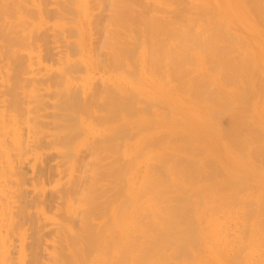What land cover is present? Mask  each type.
Returning a JSON list of instances; mask_svg holds the SVG:
<instances>
[{
    "label": "rangeland",
    "instance_id": "rangeland-1",
    "mask_svg": "<svg viewBox=\"0 0 264 264\" xmlns=\"http://www.w3.org/2000/svg\"><path fill=\"white\" fill-rule=\"evenodd\" d=\"M46 1H47V4L45 6V8H46V14H45L46 15V21H49V23H53V22L57 23V22H61V21L63 22L66 20L67 29L64 31L59 30L57 33L55 31V34H54L53 30L51 28L46 27V25L44 27L40 28V35H39L40 40L39 41L41 44V48H40V60H41V62L39 63L37 61H30L29 53H28L29 50L25 49L24 46L20 45V44L16 45L17 50L14 54H11L9 57H7L6 54H4V55L1 54V56H0V118L2 117V120H0V140L4 141L3 146L6 149V153L3 151H2V153L0 152V167L4 168L3 174L2 173L0 174V211L3 210V206L5 207L7 205V203H8V206L11 207V209L13 211L12 225H10V219L8 220V218L5 215L0 214V229H1L0 236L2 235V237H4L7 240L6 244L8 245L7 246L8 249L5 252H3L2 247H0V264H57L56 261H59V260L60 261L58 262V264H62V263L63 264H65V263H67V264H80V263L81 264L82 263L83 264H91L92 260L94 261L96 259V257L101 255L102 251H98V252L96 251L95 252L94 248H91V247H90V249L92 251H90V252H92L93 254L92 255L89 254L90 252L88 250H87V252L85 251L86 252L85 253L83 250L85 248L88 249L89 246H87V247L85 246L84 248H82L85 244L83 246L82 245L79 246V244H78V247H80L79 250L81 251L83 249L81 251V255L83 256V252H84V254H85L84 256H86V258L84 256H83L84 258L83 257L81 258L80 251H78L77 254H79L81 259L79 258V256L77 254H74L75 255V257H74V255H72L70 253L71 250L67 248V244H66L67 242L64 241L63 239L61 241V237H59V235H57V233H56V231L59 230V226L62 228L69 226L73 229V231H80V227H79L80 226V223H79L80 222V219H79L80 213H79V211H77V210H79L78 209L79 205L77 206V204H79L78 203L79 199H78V201L76 200L77 202H75V203H74V201L76 199V196L75 197L73 196L74 201H71V199H70V201H71L70 204L72 205V203H73V205L71 207L75 211L73 213V217L75 219L72 217V214H71V217H69L70 215L68 216V214H67V216H68L67 217V216H65L66 215L65 211H63L62 209H60L61 211L60 210L58 211V207H59L58 205L61 204L60 203L61 199H59V190L61 188H64V186L66 187L67 184L69 185V183H72V181H73L72 185L74 184L73 186L77 185V183H74V182L79 180V176H81L82 174H87V177H89L90 175L92 176L94 173H96L98 171L100 172V170H99V163L100 162H102V164L106 163V166L108 167L106 172H108V173L105 172V170H106V168H105V170L104 169L103 170L106 173V175L104 174L103 177H102V175H100V177H101L100 180L102 179V181L99 180V183L101 185H102V183H104L102 186L105 187V192H104V190H102L103 195H102V197L98 196V199L100 201V203H99L100 207H103V208L99 207L100 211L96 210V212L94 213V214H101V215H99L100 218L97 217L98 215L97 216L95 215L94 217H92V220H91L92 224L91 225H93V228L94 227L97 228L98 226H100V227L104 226V228L102 227V229L104 230L105 228L108 229L111 226V224H112L111 222L113 220V216L110 212L112 209L111 207L113 205L111 202L113 201L116 203L119 200H123V198L127 197L126 194H128V197H129V189L128 188L130 187V182L134 179H135L134 180L135 182L133 183V185L135 184L134 189L139 190L138 186H139V181L141 179V174H143L149 168L148 171H149V174H151V175H149L150 176L149 177V180H150L149 185H151V186L154 185L156 181H157L156 183H160L159 186L157 184H155L154 186H152L153 188H151V186L149 187V191H150L149 197L152 196L157 200V198L159 196H163V197H159V199L157 201L154 198H152V199H154L155 202H157V204L158 203L161 204V202H159V201H162V198H164L163 201H165V202L164 203L162 202V207L164 204L166 205L169 203V205H166L167 208L169 207L168 209H170L172 206L177 205V202H183L184 203L186 201L184 204L187 207L184 205L183 208L178 207L179 209H175V211H174V208H176V207H174V208L172 207L173 209H170V211L172 210L171 213L173 214V216H171V214H169V216L173 217V218H170V217L169 218L173 221V223L171 220L167 219L171 225L173 224V227H172L173 230L175 229V231H176V228H174V227H176V225H178L177 230H179V231L182 230L181 232H183L182 235L180 237H178L181 234V232L179 233L178 231H176L178 233L176 234V232H175L173 237L171 238V245H169V246L167 245L168 248H167V246L165 248L163 247V249H162L163 251L159 252V254L165 253V255L169 256V261L171 262L170 264H172L173 262H174L173 264H175L176 261H179L180 264H182V263L183 264H194V263L195 264H212V263L213 264H223V263H225V261L227 262V264H232L235 261H237V262H235L234 264H237L238 262L240 264L241 263H244V264H250V263L251 264L252 263L264 264V262H263L264 254H263V256L260 254V252L263 253L262 251L264 250V247H263L264 246L263 245L264 244V208H262V206H264V199H263V197H264V30H263L264 21H262V20L260 21V18H259V20H257V16H259L258 14L253 15V13H257L255 6H254V9L252 7L253 5H255L253 3V0H240L241 3L239 1H236V0H206L205 2H207V3H204L203 0H184V1L182 0L183 2L181 0H179V2L175 1V0H172V1L170 0L169 3L172 2L171 4H169L166 0H162V2H160L161 0H154V2H153V0L151 1L153 3V4L152 3L151 4H152V7L154 9L151 10L152 7H150V11L152 13H154V12L156 13V11L158 10L157 11L158 13L161 12L160 15H158V13H156L158 16L163 15L162 12L164 13V11H165V9H163V7H164L163 5H166V7L168 9H170L169 7H171V8L172 7L178 8L179 7L177 9L178 14H181V12L184 10H186V12L189 11V13L191 14L192 11L194 12L196 9L197 10L201 9V11L198 10L199 13L201 12V14H200L201 18L200 19L198 18V19L199 20L203 19L202 18L203 16H205L204 18L207 17V19H203L200 21V22H203L202 25H204L206 23L208 26L211 22H213L214 24L212 23L211 25L216 26V24H218L219 28H217V30L219 29V31H222V32H223L222 29L224 27L226 28V25H228L227 26L228 29L226 28V30H228L230 33L227 34V36H226V33H224V34L221 33L222 35H220V36L221 37L224 36L223 37V39H224L225 36H226V38H228V35L231 34L230 36H231L232 40L230 39V37H229V39L225 40L226 43L224 42V40H223V42H222V40H220L219 45L224 43L222 45L228 48L227 53H229V57H228L229 61H231V63H234V64H240L239 65L241 67L240 70H242V72L240 70H238L236 72L235 71L236 69L233 70V68H232L231 70L233 72L232 71L229 72L226 76L227 78L224 76L223 81H221V83H222L221 84L220 82L219 83L214 82V79L216 78V76L218 74L217 71H219V70L217 69V71L215 72L214 63L215 62L218 63V62L215 61L214 59L210 60L211 57L208 58L209 61L207 59H205V62H204V60H202V61L194 62L195 64H193V65L190 64V68L194 67V69L192 68V70H190L188 72L189 74L187 75V78L190 77V75H191V77L192 76L195 77L196 75L198 77V75H199L200 77L198 79L201 80V82H204L206 80L207 82H213L214 83V84L212 83L213 85L208 83V84H210L209 85L210 87L214 88V89H212V91L213 90L215 91L218 86H220V89L221 88L227 89L224 91V93H226V94H223V93L221 94L219 91H221L222 89L221 90L217 89L218 91L216 90L215 92H217L218 95H222V96H220V98L215 97L212 100V99H210V98H212V96L210 95V92L208 93V91H211V89L208 86L209 89H207V91H205L203 89V93L205 91L206 94L208 93L210 96V98L205 101V99L209 97L208 95H205V93L204 94L202 93V96H201V94H199V96H198V95H196V93H194L192 91H187L184 89L183 90L185 91L186 95H184L185 93L183 90H182L183 92L180 91V93H179V91H178V93H175L176 89L173 86H174V83L177 82V80L175 79L174 74L172 72L173 71V69H171L172 67L167 68V66H166V68L169 69V71H171L169 76H171V78H172L171 79L172 81H169V83H168L169 87L171 86V88H169L168 85H167V87L169 88V91H170V89L171 90L175 89V90H173L172 94L169 93V91H168L169 94L167 93L165 97L167 98L168 97L167 95H170L169 96L170 99L174 95H176L175 96L176 98L180 97L181 98L180 99L181 107L185 108V113L182 111L180 112V110H179L177 115L179 116L181 114L180 115L181 117L179 118L177 116V118L174 117V119H172L171 116H168V115H170L169 111H168L170 109L168 108L167 104L169 102H172V100H169V97L167 100L164 97L165 98V101H164L163 100L164 98L162 96V98H160L161 101H159V99H157L158 97L156 98L155 96H159L160 94L156 95V93H158V92H155V91H157V90L154 91V89H151L153 91L152 93L155 92V94L153 95L152 98L155 97L158 100V101H155L154 100L155 98H154V99H152L154 101H151V100H149V99H151V97L150 98L147 97V94H146L147 92L146 91L143 92L144 89H140V90H142V92L140 90H138L139 88L135 89V90H138L139 92H141L140 93L141 95H140L138 91H137L138 92L137 93L134 90V88L136 86L132 85L130 87V85H129V84H132L128 80V78L131 79V77H128V76L129 75L133 76L132 71H134V70H131V69H134L133 66H131V65L135 64L133 62L134 61L139 62V60H140V62H142V59L146 56V53H149L147 55L151 56V50H150V48H149L150 46L148 44L143 43V46H141V48L145 49V50H142L141 48H140L141 51H139L140 49L138 50L140 53L139 58H141L143 56L141 59H139V58L137 59L136 57H138V56H135V58L137 60L134 57L133 58L131 57L132 58L131 59L130 56H132V54L133 55H135V54L129 52L130 53V56H129L130 60L128 58H125V61L122 60L124 62L123 66L114 65L115 67H113V65H112V67H111V65H110V67L106 68V66H109L106 64H109V63H106L105 59H106V61L108 59H110V57L108 58L107 56H109V54H110L109 49L112 48L111 47L112 44L111 45L109 44V40L111 42H113L111 39L115 38V37H111L113 35L110 36V34L113 31V30H111L113 28L112 26H115L110 21V18H109V17H111L110 16L111 12H113L112 0H81V1H79V0H46ZM142 1H145V0H142ZM155 1L157 4H154ZM163 1H165L167 3L163 2ZM173 2H174V4H173ZM149 4H150V2H149ZM206 4H207L208 8L206 7ZM224 4H226V5L223 6ZM233 4H234V6L231 7V5H233ZM235 4H236V6H235ZM60 5L68 8L69 11H68L66 17L61 18V16H60L61 12L58 9V6H60ZM154 5H155V7L161 6L159 8L160 11H159V9L156 10ZM134 6H135V4H134ZM184 6H186L188 8L186 9ZM166 7H164V8H166ZM167 8H166V10H167ZM173 8L170 10V12L168 10V13L172 12L174 15L175 13L173 11L175 9L173 10ZM180 8H183V9H181V11H180L179 10ZM153 10H156V11L153 12ZM190 10H192V11L190 12ZM197 10L195 11L196 14H197ZM203 10H204V13L206 12L207 16L204 13H202ZM219 10H220V12H219ZM221 11H222V13H221ZM241 11H243L245 14L244 13L241 14ZM252 11H254V12H252ZM165 12L167 13V11H165ZM207 13L209 14V16ZM229 13H231V14H229ZM185 14H188V13H185ZM194 14L195 13H193L192 15H194ZM198 14H197V16H198ZM16 15L19 16L18 13H16ZM22 15L23 16H21L19 18L17 16H13L11 18L13 20L12 25L15 26L14 27L15 30L26 29L27 27L30 26V22L28 21L29 17L23 13H22ZM168 15L169 14H166L165 16L167 17ZM231 15H233V16H231ZM240 15L243 17H241ZM171 16H172V14H171ZM230 16H231V18H230ZM182 17H183V19L186 18L184 16V14H182ZM221 17L223 19H221ZM22 18H23V20H22ZM25 18H26V20H25ZM212 19H213V21H212ZM217 19H218V21H217ZM205 20L206 21L208 20L207 21L208 23L205 22ZM110 22L112 23L111 27H109L111 24ZM218 22H220V23H218ZM261 22H263V23H261ZM221 24L223 26L224 25L225 26L222 28L221 26H219ZM249 25H250V27H249ZM204 26H206V25H204ZM215 26H214V28H216ZM135 27L139 28L136 25H135ZM126 28H128V27H126ZM126 28H122V30L119 29V30H121L120 34L122 36H123V33L125 34L126 30H128L126 32H128L129 35L130 34L132 35L134 33L136 34V32H135V31H137L136 29L132 28L131 30H134V31H131V30L126 29ZM220 28H222V29H220ZM253 29L256 32H254ZM20 32L21 31H18V33H20ZM234 32H235V34H234ZM232 33L235 36L236 35L237 36L235 37L234 35H232ZM15 34L16 33L13 32L11 35H15ZM127 36L128 35L126 34V38H127ZM134 36L133 35L130 36L129 37L130 39L127 38V40L131 41V39H133L134 41L137 42V40H139V39L135 40L134 38H132ZM220 36H219V38H220ZM7 37H9V36H4V37L0 36V50H3L6 53H12V50L10 52H8L7 51L8 48L4 46L6 44V38ZM237 37H239L238 41L241 39L237 43L239 45H237L234 42L237 40ZM122 39H123V37H122ZM220 39H222V38H220ZM233 39H235V40H233ZM16 40H17V38H16ZM134 41H131V43ZM232 41L234 43L232 45H234L235 47L234 46L232 47V45H230ZM125 42H126V40L123 42L122 45H124ZM113 43H115V42H113ZM127 44H129V43H127ZM139 44L141 45V43H139ZM139 44L137 46L136 43H134V45H136V47H138V48L140 46ZM115 45H116V43H115ZM146 45H148L147 49L145 47ZM126 46H128V45H125L124 48H126ZM131 46L132 47H130V45H129V48H132V50L134 48H136L135 46L133 47V43L131 44ZM117 47H118V44H117ZM221 48L223 50L226 49L224 47H221ZM241 48L243 51L241 50ZM135 50L136 49H134L132 52H135ZM110 51H111V49H110ZM142 51H144L145 55H143L144 53H141ZM66 55H68V58H69L68 62L65 61ZM137 55H138V52H137ZM245 55L248 56V58ZM150 56H149V58H150ZM241 56L242 57L245 56L246 58L243 57V59H241L242 58ZM226 58H227V55H226ZM103 60H104V66L105 67H103V63H102ZM146 60L148 61L149 59H146ZM213 60H214V62H213ZM252 60H253V62H252ZM109 61L110 60H108V62ZM126 61L127 62L130 61L131 64L129 66L132 67L131 69L128 66V64H127L128 67L124 65L126 63ZM149 61H151V60H149ZM190 61H195V60L190 59ZM190 61L188 63H186V67H189ZM210 61L213 62V64H212L213 67L211 66L212 62H210ZM150 63H149V65H150ZM164 63L165 62H163V66H164L163 68L164 69H162V70H167L165 68V64L168 65L169 63L168 62L165 64ZM191 63H193V62H191ZM197 63H199V64H197ZM207 63H209L208 64L209 67L207 66ZM216 63H215V68L217 65ZM147 64H145L147 66V68H146V66L142 65L141 63H140V65H139V63L137 64V65H139V67L135 64L137 66L136 68H140V70H141L140 71L138 69L139 71H137V69L135 68V71H137V73H139V72L141 73V72H143V70H145L144 72H145V74H147V76L143 73H142V76L140 73L138 75L141 76L140 78L142 79V81H146V83L144 82L145 88L149 89V88H152L155 85V83L151 79H150V81L148 80L149 79L148 75H151V73H154V74H152V77H154V76H156L155 73L157 74V72L154 71V69L152 70L151 68L150 69L152 70V72L151 71H150V73L147 72V70L149 71V67L152 66V65L149 66ZM241 64H244L243 65L244 67L241 66ZM141 65L145 69H143ZM221 65H223V64H221ZM169 66H171V64H169ZM246 66H247V70H245ZM205 67L209 68V69H206ZM211 68L214 69V73H211L213 71V69L211 71ZM207 70H209L211 72H209ZM191 71L193 73H190ZM223 71L226 72V70H223ZM245 71H247L246 73H248L249 76L246 73H244V74H246V76L243 74V72H245ZM130 72H132V73H130ZM121 73H123V74H121ZM161 73L159 72V74H161ZM206 73H209V74H206ZM118 74H121L120 75L121 77L119 79V81L121 83L119 81L115 82L118 80V79L117 80L115 79L116 78L115 76ZM192 74H194V75H192ZM201 74H205L208 77L203 78V76ZM212 74H215V75L213 76ZM241 74H243L245 80ZM124 75L125 76L127 75L126 77H128V78L125 77L126 81H124L125 79L124 80L121 79L122 77L124 78ZM143 75H145L146 78ZM224 75H226V73H224ZM228 75H230V76H228ZM136 76H137V74H136ZM134 77H135V75H134ZM134 77H133V79L136 78V77L135 78ZM156 77H158V76H156ZM107 78L110 80H108ZM117 78H119V76H117ZM144 78H145V80H143ZM153 79L155 81L156 80L159 81L162 78H159V79L153 78ZM173 79H175V80H173ZM191 79H196V78H191ZM224 79H225V81H224ZM199 80H197V81L195 80V81L197 83L199 82L198 84L200 85L201 83ZM124 82H125V84H124ZM126 82H128V84ZM117 83L120 85L118 86ZM204 83H203V85H206ZM216 83H218V84L216 85ZM220 84L222 85V87ZM105 85H108L109 87L112 86L113 88L111 87V89H113V90H114V88L116 90L119 89L117 91L115 90L116 92H119L121 90H126V91H124L125 93L129 94V92H131V95H133V96L135 95L136 98L140 97L139 99H142V100H139V101H141V102H139L141 104H138L140 110L144 107L145 104L147 106L144 107L143 109L148 108L147 112H144L142 110H141V112H140V110L138 111L141 114L140 117H142L143 115H147L146 113H148L149 116L148 115H147V117L144 116V118H148L151 121H152V119H153V121L155 119L156 120L154 122L153 121L149 122L148 125H144V126L139 125V118H138L139 113L138 114L136 113V111L138 110L137 109V110L133 111L132 114H130L131 112L128 113L125 110V112L127 114L124 113L125 116H124V114H122L121 116L123 119L126 118V120L124 121V120H122V118H119V116H120L119 115L118 117H116V116L114 117L116 119L112 123V120H110V117L108 116V114L104 115L103 107L105 106V103H104V105H103V103H101L103 106H100L101 104H98V103H100V100L98 99V97L100 98L101 96H98L97 93L100 95L99 92L103 91L104 88H106ZM235 85L238 87V89H236L237 87H235ZM103 86H105V87H103ZM117 86L118 87L124 86V87L123 88L122 87L117 88ZM93 87H94V89H93ZM95 87H96V90H95ZM109 87L107 89L111 90V89H109ZM125 88H127V89H125ZM201 88L202 87H200V89ZM203 88H205V87L203 86ZM98 89L101 91H99ZM92 90H94V91L92 92ZM151 90H150V93H151ZM239 90L241 92H239ZM87 91L91 92V93H89L90 96L87 93ZM96 91H99V92H96ZM127 91H129V92H127ZM84 92L87 94H85ZM104 92H106V91L104 90ZM104 92H102V93H104ZM189 92H191L192 95ZM201 92H202V89H201ZM213 92L211 94H214ZM233 92L235 94L240 93V95H242V96H240L239 94H237L238 96H236ZM92 93L96 95V96L94 95L95 98H93V95H91ZM102 93H101V95H104ZM105 94H107V93H105ZM84 95H87V97L89 96V98H90V99L87 98L88 99V101H87V103H88L87 112L81 111V106H82V103L84 100ZM189 95L193 96V98L195 96V99H193ZM69 96H75V98L80 103L78 109L75 112H70L72 114L67 113L69 111H65L64 109H62L63 107L61 105V103L62 104L64 103L65 99L70 98ZM142 96H144V98L146 97L148 100L144 101V98H142ZM102 97L104 98L105 96H102ZM200 97H202V100H200ZM103 98H100V99H103ZM105 98H104V100H106ZM218 98H219V100H218ZM224 98L225 99L227 98L228 100L227 99L226 100L228 102L225 101ZM229 98H231V99H229ZM91 99H92V102L89 103L91 101ZM96 99H98L99 101ZM172 99L174 100L175 98H172ZM177 99L179 100V98H177ZM198 99L202 102L200 103V101ZM62 100H63V102H62ZM104 100L101 102H105ZM208 100L215 102V103L210 102L211 107H209V109L211 111L209 113H207V110H206L208 108V106H210V104H208ZM215 100H218V101H215ZM229 100H231V101L233 100L232 104H230V106L232 105L231 107L228 106L229 104L226 105V103H229V102L231 103V101H229ZM167 101H169V102H167ZM187 101H189V102H187ZM197 101H199L200 104L197 103ZM219 101H221V102H219ZM223 101H225L226 103ZM155 102H158V103H155ZM160 102L164 105L162 108H161L162 104ZM166 102H167V104H165ZM202 103H203V106L206 105L204 107V109L206 108L205 112L207 114H209V116L212 115L211 116L212 122H214L215 124L217 123L216 125H219L220 128H221V126H222V128H225V126L227 128L228 127L232 128V126H233V128H234V125H235V128H234L235 132H236V130L239 132H241V131L244 132L245 137H243V136L242 137L245 138L246 141H248L252 138L250 141H248V144L246 141H245L246 143H244L243 138H240L242 134L238 135L237 133H233L234 130L232 132L231 131L227 132L228 136H229V138H228L229 140L227 141V137L224 135V133H225L224 131H226L225 130L226 128L222 129L223 132L219 133V134H221L220 136L222 137V138L220 137V140H219L220 142L215 144V142L212 140L213 137H211V136H214L213 132H210V134L212 133L210 135L209 129H207L208 127L205 126L207 124V121L211 120V119L207 118L208 115H205V119L207 120V121H205L203 118H199L200 116L197 115L198 114L197 112H201V109H203V108H201ZM224 103H225V106H224ZM142 104H143V106H141ZM157 104H159V105L161 104L160 108L163 111H160V108H158ZM182 104H184V105H182ZM191 104H192V106H194V105L195 106L192 108ZM213 104H216V105H213ZM98 105L102 108L98 107ZM185 105H186V107H185ZM212 105H213V107L214 106L215 107L213 108ZM152 106H154V107H152ZM156 106H157V108H156ZM187 106H189V108H187ZM218 106H221V107H218ZM198 107H199V109L196 112L195 110H197ZM225 107H227V108H225ZM232 107H234V108H232ZM88 108H89V110H88ZM155 108L159 109V110H155ZM146 109H145V111H146ZM188 109H189V111L194 109L192 111V114L195 112L196 115L199 116L198 119H203L205 121V124L203 123V120H199L198 124H197V121H195V120H198V119H196L197 116L194 117V115H195V113H194V115L192 117L191 116L192 114L188 113V111H187ZM204 109H203V111H204ZM213 109L216 111H214ZM104 110H105V108H104ZM149 111H151V113ZM165 111H166V113L168 112L167 115L165 114ZM217 111H218L219 115L218 114L216 115L214 113ZM219 111H222L224 113L221 114V112L219 113ZM154 112H157V114ZM161 112H163V113H161ZM134 113H136V114H134ZM210 113H212V114H210ZM151 114L154 117H152ZM63 115H66V116H63ZM132 115H134V116H132ZM136 115H138V116H136ZM163 115H165V116H163ZM201 115H203V114H201ZM105 116H107L109 118H106ZM135 116L137 117V120H135ZM157 116H161V117L157 118ZM247 116L249 118H246ZM251 116H254L253 118H255L256 120L253 119ZM162 117H163V119L165 117L166 124L161 121ZM169 117L171 120H169ZM175 118H176V120H175ZM187 118L188 119L190 118L191 122H193V123L196 122L193 124V126L195 127V124H196L197 128L195 127V128H192V130H191L190 127L192 126L191 125L192 123H190V120H188ZM132 119H133V121L130 122L129 120H132ZM165 119H164V121H165ZM251 119H253L254 121L253 120L251 121ZM157 120L160 122V124H163V125L162 126L159 125V123H157L158 122ZM231 120H232V122L229 123ZM33 121L36 122V124H34V125H36V129H38L37 135H39V139L36 140V144H37V147H39L38 150L40 152H42V157H40V159H38L37 161H34L33 155L31 154L32 149H35L34 145H33L35 133L33 132L32 126H30V127L28 126ZM188 121H189L190 125H189ZM234 121H237V122H234ZM186 122H187V124H186ZM199 122H200V124H199ZM152 123L154 125H151ZM236 123L238 125H236ZM250 123H252V124H250ZM136 124H138L139 126H142L141 129L144 127L147 128L148 126H149V128H148V130L147 129L145 130V128H144L140 132V128H138V125H136ZM227 124H228V126H227ZM89 125H90V127H89ZM133 125H136V126L131 127ZM198 125H200V126L203 125L206 128L203 126L198 127ZM239 125L241 127L242 126L243 127L241 128ZM153 126H154V128H153ZM167 127H170L171 129L173 127L175 129L170 130L169 128L167 129ZM202 127H203V129L205 128L206 130L204 129L205 131H203L201 129ZM107 128H108V130H107ZM119 128H121V129L123 128L122 129L123 131L118 130ZM150 128H151V131H150ZM238 128H241V129H238ZM249 128L252 130L251 132H250ZM143 130H145V131L143 132ZM71 131H72L71 135L73 134V132L75 135L77 134L76 138L74 137L75 136L74 134H73L74 135L73 137L70 136L73 139V140L70 139L73 144H71L69 142L71 144L70 145L71 148H68V150H70L68 153L69 154L71 153V157L65 156V158H63L61 155L62 152H60V151H62V149L58 150L61 147V143H60V140L57 138V136H60V137L65 136V134L67 132H68V134H66V135L69 136ZM117 131H120V134L116 133ZM160 132L161 133L163 132L162 133L164 135L163 137H166V138H162V134ZM167 132H170V134H168L169 136L168 135L165 136L167 134ZM171 133H173V134H171ZM229 133L230 134L233 133V134L230 135ZM245 133L247 135H249L248 138H247V135H245ZM105 134L106 135L109 134L108 136H110V138L107 137V138H109V140H105V139H107ZM144 134H146V136L150 134L149 136L151 137L152 142H151V139H149L150 140L149 143H152V146L154 145V147H151L149 149L148 147L145 146V143H147V142H145L143 140L145 137V136H143ZM111 135H112V137H111ZM120 135H121V137H120ZM205 135H207L208 137ZM152 136L154 138H152ZM158 136L159 137L161 136V138H159ZM235 136H236L237 140H238V136H239L240 140L237 141L235 139ZM168 137H169V139H168ZM205 137H207V138H205ZM209 138H211V141L209 140ZM164 139H165V141H164ZM223 139H225V140H223ZM153 140H154V142H153ZM16 141L19 142V146H15ZM143 141L145 143H141ZM212 141H213V144H210V143H212ZM223 141H224V143H223ZM249 142H251V144H249ZM140 143H141V145H140ZM153 143H155L156 146ZM246 144L249 146V148ZM213 145H214V147H213ZM224 145L226 146V148ZM139 146H141V148ZM142 146H144V148H146V150L148 149L147 151L150 152L152 155L154 153V155L152 156L149 153L151 155L150 156L147 151L143 150L144 148ZM150 146H151V144H149V147ZM20 147H21V149H20ZM75 147H77V148H75ZM98 147H101V148L99 149ZM136 147H139V150L142 149L141 152L144 151V153L147 154V155L145 154L147 156V157L145 156V159H144V157L143 158L139 157L138 159H135V158H137V156L136 157L134 156V154L137 155V153L134 150V149H136ZM215 147H218V148L214 149ZM237 147L241 150H238ZM242 147H245V148H242ZM227 148L229 149V151H231L232 158L234 155V158L236 156L237 159L241 160L243 158L242 156H244L243 160H245L247 162L246 165L244 163H242L243 162L242 160L238 161L236 158H235V160H234V158L231 159V160H234L233 161L234 163L231 162L230 158H228V155L230 156V154H229L230 152H228ZM254 148H256V149H254ZM218 149H220V150H218ZM66 150H67V148H66ZM157 153H159L158 154L159 156H160V154L163 153L165 155L166 159L168 160L167 163H166V161L163 163L162 167H160V166H161V164L165 158L163 155H161V157L163 156L162 158H164V159H162L163 161L161 160V157H160V159H158L159 156L158 157L156 156ZM216 153H218V154H216ZM149 156H150V158L155 157V159L157 157L156 161L161 160L160 163H158V161L156 162L155 160L152 162V160L154 158L151 159V162H149V160H150ZM26 157H28V158H26ZM99 157H100L101 161H99ZM140 158H141V160H140ZM169 158L170 159L173 158L175 160L177 159V160H180L181 162L175 161V160H173L174 161L173 162L172 160H169ZM228 159L230 160V163H233L234 165L227 163V161L229 162ZM96 160H97V162L99 161V163H96ZM134 160H135V163H134ZM236 161H238V164ZM108 162H110V163H108ZM144 162L146 164H144ZM168 162H169V166L171 164H174L173 166L176 165L175 166L176 168H180L182 166L181 169H177L179 172L182 171L181 172L182 174L177 172L176 170H174L175 168H172V165L170 166L172 169L170 167H168ZM176 162H178V163H176ZM95 163L98 164V167L95 166L96 165ZM107 163L109 164V166L107 165ZM130 163L132 165H130ZM148 163H150V164L152 163V164L151 165L149 164V167H148V165H147ZM181 163H182V165H181ZM183 164H185V165H183ZM196 164H197V166H196ZM228 164H229V166H228ZM241 164H242V166L244 165L243 166L244 168H242L241 166L239 167V165H241ZM247 164H248V166H247ZM103 165L101 166V164H100V167L103 168L104 167ZM177 165H178V167H177ZM198 165L199 166L201 165L200 170L198 169L199 168ZM151 166L153 168L155 167L157 169L154 170ZM96 167H97L96 170H98V171L94 170ZM129 167H131L132 169L130 168V170H129ZM134 167H136V168H134ZM247 167H250L252 169H249ZM102 168H101V171H102ZM169 168L171 169L170 170L171 173L169 171ZM182 168L185 171L186 170L188 171V169H189V172H187V173L184 172ZM230 168H232V169H230ZM246 168H247L248 173L247 174L244 173V175L242 173L239 176V173L245 172ZM195 169H197L199 171H197ZM233 169L236 171L238 170V171L235 173V171ZM92 170H93V172H92ZM224 170L227 171V173H228L227 176L224 175V174H226V172ZM151 171H153V172H151ZM156 171H159L161 174L156 172ZM173 172L174 173L177 172V173L174 174ZM155 173H156V175H155ZM184 173L187 174V180H185L186 178L183 175ZM180 174L182 175V177L180 176ZM105 176H107V179L105 178ZM154 176L155 177L157 176L158 178H155ZM236 176H237V178H236ZM76 177H77V179H76ZM98 177L99 176H97L96 178H98ZM226 177L231 178V179L226 181L228 179ZM89 178H91V177H89ZM159 178H161L160 182L158 181ZM156 179H158V180H156ZM151 180H153L154 182L152 183ZM176 180L180 184H178V182ZM162 181H163V184L167 185V188H165L166 185L163 186ZM173 181H174V183H173ZM173 184H176V185H173ZM72 185H69V186L72 187ZM162 186H163V188H162ZM104 187H103V189H104ZM200 188H202V189H200ZM153 189L155 190L154 193L152 192ZM158 189H160L159 192H158ZM41 190H43V193ZM193 190H197V193H196V191H194L196 195L195 194L192 195ZM199 190H201V191H199ZM160 191H161V193H160ZM114 192H117V193H114ZM162 192H163V195H162ZM189 193H191V195ZM216 193H218V196ZM220 193H221V195H220ZM153 194H156V195H153ZM176 194L178 195V198H175ZM251 194H253V195H251ZM74 195H76V194H74ZM187 195H190V196L188 197ZM214 195L217 197H215ZM234 195L236 197H234ZM260 195H261L262 199H261V197H259ZM117 196L120 197L119 200H117L119 198V197L117 198ZM172 196L174 197V200L176 201V203L173 200ZM251 196H252V198H251ZM166 197H169V198H166ZM187 197L189 198V200H190V198H192V199L189 201ZM106 198H107V200H106ZM142 198H144V197H141L140 199H142ZM193 198H194V200H193ZM221 198H222V200L219 201V199H221ZM223 198H224V200H223ZM259 198L261 199L262 206L260 205V202H258L260 200ZM152 199H149V201L150 200L152 201ZM103 200L104 201L106 200V204H105V202H102ZM169 200H173V201H170L171 202L170 203ZM183 200H185V201H183ZM151 201H150V203H152V204L155 203V202H151ZM64 202L66 203L65 200H64ZM88 203H90V202H87V204ZM91 203H94V202H91ZM150 203H149V208L151 210L149 209V215H150L149 216L150 217L149 218V229H151V227H155L151 223L152 222V213L151 212L153 211V208H154V207L153 208H151V207L154 205L150 206L151 205ZM102 204H104V205H102ZM160 204H159V207H161ZM172 204H175V205H172ZM106 205L108 206V208ZM165 205H164V207H166ZM60 206H62V204ZM75 206L77 207V210H76ZM39 207L44 208L45 214L47 215L46 219L43 217V215L41 213L38 212ZM142 207H143V205H142ZM101 209H102V211H101ZM164 209H166V208H164ZM168 209H166V210H168ZM180 209H182V211ZM211 209H214V211H211ZM166 210H164V211H166ZM177 210H178V212H176ZM76 211H77L78 215L76 214ZM173 211H174V213L176 212L177 214H174ZM97 212H100V213H97ZM168 212H169V210H168ZM165 213H167V212H165ZM75 214H76V216H74ZM177 215L179 218L177 217ZM165 216H166V214H165ZM2 217H5V219H2ZM175 217H176L177 221L174 220ZM60 218H62L63 220ZM164 219H165V217H164ZM186 219L188 221L189 220L190 221L188 222ZM209 219H210V221H209ZM165 221H166V219H165ZM60 222L62 224H60ZM93 222H96V223H93ZM108 222H109V224H108ZM38 223L40 224V227H38ZM65 223L67 225H64ZM195 223H197V224L195 225ZM55 225L58 229L55 227ZM62 225H64V226H62ZM95 225H97V226H95ZM194 226H196V227L198 226L199 229L196 227L194 228ZM202 227L203 228L205 227V228L202 229ZM206 227H207L208 231L210 230L209 232L206 231L207 230ZM18 228L24 229L26 231L27 237H26V240H25V243L23 244V246L20 244V240L18 238L17 232H15V231H18ZM62 228L60 229L61 231H62ZM193 229H194V231H193ZM196 229H198V230H196ZM252 229H253V232H252ZM201 230H202V232H204V230H205L206 234L208 236H205V234H203L201 232ZM57 232H58V234L62 233L60 231H57ZM150 232H151V230H149V233ZM193 232L194 233L196 232V234L198 236H194ZM250 232H252L254 234L255 238L258 237V239L257 238L255 239L253 237V235L250 234ZM55 233H56V235H55ZM211 233H212V235H211ZM183 234H184L185 238H184ZM37 235H38V237H37ZM108 235H110V234L108 233ZM176 236L178 238L173 239ZM182 236H183V238H181ZM103 237H105V231H104ZM193 237H196V238L198 237V238L194 239ZM248 238L251 239L250 242L252 241L251 245L249 243ZM194 240H195V242H196V240H198L197 243H194ZM203 241H204V243H203ZM243 241H245V242H243ZM256 241H258L259 244ZM62 242H63V244H62ZM224 242L228 243L227 246L225 245L227 247V250H226V247L223 245ZM254 242H256L257 244ZM159 243H162L160 238H159ZM192 243H193V245H192ZM195 244H197V248L195 247ZM198 245H199V247H198ZM104 246H105V244H104ZM104 246H103V248H105ZM182 246L184 247L183 250H182V248H183ZM76 247H77V245H75V248ZM193 247H194V249H193ZM70 248L73 249L74 247L72 248V245H70ZM166 248H167V250H166ZM177 248L178 249L181 248V249L178 250ZM195 248L196 249L199 248L198 249L199 252ZM221 248H225L226 253L223 252L222 251L223 249L221 250ZM255 248H257V249H255ZM76 249H78V248H76ZM218 249L221 250V251H219L221 254H219V252H216ZM19 250H22V253H21V256L19 255V257H18V254L20 253ZM100 250H102V246H101ZM104 250L105 249H103V251ZM150 250H151V246L149 247V251ZM256 250H258V251L256 252ZM74 251H75V249H74ZM76 251L74 253H76ZM171 251L174 252V253H172L173 256H171L172 255ZM178 251L180 254L178 253ZM59 252H60V254L61 253L62 254L60 255ZM247 252L249 254H247ZM54 253L55 254L58 253V254H56V256H55ZM68 253H69V255H68ZM222 253H223V255H222ZM257 253L260 256L261 260H259ZM53 254H54V256H53ZM94 254L96 257L94 256ZM177 254H178V256H176ZM190 254H192V255H190ZM211 254H213V255H211ZM62 255H64V257L66 256V258H68V259L64 258ZM88 255H91L94 258L92 257L93 259L91 260L90 259L91 256H88ZM108 255H109V257H107V258H110L111 260H114L116 258V257H113V255L114 256L116 255L115 252L112 254L110 252V254H108ZM108 255H106V256H108ZM232 255H233V257L237 256V257H234V258H236L235 261L233 260ZM248 255L249 256L251 255V257H250L251 259L250 258L248 259ZM256 256L258 259L256 258ZM55 257H57L56 261H54ZM189 257H190V259H189ZM229 257L232 260H230ZM63 258L65 260L64 261L65 263L61 261ZM69 258H71V260ZM196 258H198V259H196ZM194 259H196L195 260L196 262L194 261ZM88 260H91V261H88ZM189 260H191V261H189ZM229 260H230V262H229ZM258 260L260 261V263ZM255 261L258 263H256ZM192 262H194V263H192ZM162 263L165 264L161 260L160 264H162ZM179 263L176 262V264H179ZM168 264H169V262H168Z\"/></svg>",
    "mask_w": 264,
    "mask_h": 264
},
{
    "label": "bare ground",
    "instance_id": "bare-ground-1",
    "mask_svg": "<svg viewBox=\"0 0 264 264\" xmlns=\"http://www.w3.org/2000/svg\"><path fill=\"white\" fill-rule=\"evenodd\" d=\"M79 1H81V0H79ZM152 0H145V1H142V0H112V4H113V12H111V14H110V16L111 17H109L110 18V21L115 25V26H112V23L110 24V26L109 27H113L111 30H113L112 31V33L110 34V36L111 35H113V36H111V37H115V38H112L111 40L113 41V42H115L116 43V45H115V43H113V42H111L110 40H109V44L111 45V47L112 48H110L111 49V51H110V49H109V56H107L108 58L110 57V59H108V60H110L109 62H108V60L106 61V59H105V62L106 63H109V64H106V65H109V66H106V68H108V67H110V65H111V67H112V65H113V67H115L114 65H119V66H123V61L122 60H124L125 61V58H128L129 59V56H130V53H134L135 55H133L132 54V56H130V58L132 57H134L135 58V56H138V57H136L137 59L139 58V51H141V46H143V43H145V44H148L150 47V50H151V56L150 55H147V54H149V53H146V58L144 57L143 59H142V62H140V60H139V62H133V63H135L136 65L139 63V65H140V63L142 64V65H144V66H146L145 64H147V65H149V63H150V65L149 66H151V67H149V71L147 70V72H149L150 73V71L152 72V70L154 69V71H156L157 72V74L155 73V75L156 76H158V77H156V76H154V77H152V74H154V73H151V75H148V80L150 81V79L155 83V85L152 87V88H145V83H146V81H142V79L140 78L141 76H142V73L143 74H145V70H143V72H139L140 74H141V76L140 75H138L139 73H137V71H139L140 70V68H136L137 66L139 67V65H135V64H133V65H131V66H133V68L134 69H131L132 67H130L129 65L131 64L130 63V61L129 62H127L126 61V63L124 64L125 66H127V64H128V66L130 67V69L131 70H134V71H132V72H130V73H132V75L133 76H131V75H129L128 77H131V79L130 78H128V77H126L125 75H124V78L122 77L121 79H125V77L126 78H128V80H129V82H131L132 84H129L130 85V87L132 86V85H134V86H136L135 88H134V90L136 89V88H139L138 90H140V89H144V91L143 92H147L146 94H147V97H151V99H149V100H151V101H158L157 99H159V101H161L160 100V98H162V96H163V98L166 96V94L168 93V91H169V88H171V86L169 87V85H168V83H169V81H172L171 79V76H169V74L171 73V71H169V69H167L168 67L170 68V67H172L171 69H173V74H174V77H175V79L177 80V82H173L174 83V86L173 87H175V89H176V91H175V93H178V91H179V93H180V91H182L183 89L184 90H187V91H192V92H194V93H196V95H198L199 96V94H201V96H202V93H203V89L205 90V91H207V89H211V91H212V89H214V88H212V87H210L209 85L211 84V85H213L214 83L213 82H207L206 80V82L204 83V82H201V80H199L198 78L200 77L199 75H198V77H197V75L195 76V77H191V75H190V77H188L187 78V75L189 74L188 72L190 71V70H192V68L194 69V67H192V68H190V64L191 65H193V64H195L194 62H198V61H202V60H204V62H205V59H207L208 60V58L209 57H211L210 58V60H212V59H214L215 61H217L218 63H216L217 65H216V68H215V63H214V69H215V72L217 71V69L219 70V71H217V76H216V78L214 79V82H220L221 83V81H223V78H224V76L226 77L227 76V74L229 73V72H231L232 70V68H233V70L234 69H236L235 71L237 72L238 70H240L241 69V67L239 66L240 64H234V63H231V61H229V53H227V47H225V46H223L222 44H224V43H222L221 45H219L220 43H219V41L220 40H222V42H223V40H224V42H225V40H227V39H229V37H230V39L232 40V38H231V34L230 35H228V38H226V36H227V34H229L230 32L228 31V30H226V28L228 29V25H226V28L221 24V25H219V26H221L222 28H220V29H222L223 30V32L222 31H219V29L217 30V28H219L218 27V24H216V26L215 25H211L213 22H211L208 26H207V24L205 23V22H207L206 20H205V24L204 25H206V26H204V25H202L203 24V22H200L201 20H203V19H207V17L206 18H204L205 16H203L202 18L203 19H201V20H199L201 17H200V14H201V12L199 13L198 12V10H200L201 11V9H196L197 10V14H198V16H197V14H196V10L193 12L192 10H190V12H191V14L189 13V11L188 12H186V10H184V11H182L181 12V14H178V8H173V12L175 13L174 15H173V13L171 12V13H168V10H169V12H170V10L172 9L171 7H169L170 9H168L167 7H166V5H163L164 7H166L167 8V10H166V8H164L163 7V9H165V11H167V13L164 11V13L162 12V14L164 15H161V16H158V15H160V13L161 12H157L158 10L157 9H159L161 6H159V7H155V5H154V7L156 8V10H153V12L154 11H156V13H158V15L154 12V13H152L151 11H150V7H152V2H151ZM168 3L170 2V0H166ZM172 1V0H171ZM175 1H178L179 2V0H175ZM182 1V0H181ZM180 1V2H181ZM184 1V0H183ZM182 1V2H183ZM204 1V3H207V2H205L206 0H203ZM236 1H239L240 2V0H236ZM149 2H150V4H149ZM153 2H154V0H153ZM160 2H162V0L160 1ZM163 2H165V1H163ZM167 2H165V3H167ZM225 2V1H224ZM238 2V3H239ZM172 3V2H171ZM171 3H169V4H171ZM177 3V2H176ZM231 3V2H230ZM241 3V2H240ZM253 3L255 4V5H253L252 7H253V9H254V6H255V8H256V10H257V13H253V15H255V14H258L259 16H257V20H259V18H260V21L262 20V21H264V0H253ZM46 4H47V1L46 0H0V36H2V37H4V36H9V37H7L6 38V44L4 45L5 47H7L8 48V52H10L11 50H12V53H6V52H4L3 50H0V56H1V54L2 55H4V54H6L7 55V57H9L11 54H14L15 52H16V50H17V48H16V45H18V44H20V45H23L24 46V48L25 49H28L29 50V59H30V61H37V62H41V60H40V48H41V44H40V38H39V35H40V28L41 27H44L45 25H46V27H48V28H51L52 30H53V32H54V34H55V31H56V33L60 30V31H64V30H66L67 29V26H66V20L65 21H61V22H57V23H49V21H46V8H45V6H46ZM134 4H135V6H134ZM154 4H157L156 3V1H155V3ZM173 4H174V2H173ZM203 4V3H202ZM232 4V3H231ZM237 4V3H236ZM236 4H235V6H236ZM150 5V6H149ZM179 5V4H178ZM204 5V4H203ZM202 5V6H203ZM226 4H224L223 6H225ZM238 5V4H237ZM243 5V4H242ZM157 6V5H156ZM172 6V5H171ZM180 6V5H179ZM222 6V7H223ZM234 6V4L233 5H231V7H233ZM241 6V5H240ZM60 7V8H59ZM186 9L188 8V7H186V6H184ZM204 7V6H203ZM206 7L208 8V6H207V4H206ZM228 7V6H227ZM238 7V6H237ZM236 7V8H237ZM205 8V7H204ZM210 8V7H209ZM225 8V7H224ZM241 8V7H240ZM58 9L60 10V12H61V18H63V17H66L67 16V13H68V8H66V7H64V6H58ZM152 9H154L153 7L151 8V10ZM181 9H183V8H180L179 10L181 11ZM238 9V8H237ZM189 10V9H188ZM226 10V9H225ZM242 10V9H241ZM159 11H160V9H159ZM177 12V13H176ZM188 13V14H185V13ZM209 12V11H208ZM219 12H220V10H219ZM240 12V11H239ZM252 12H254V11H252ZM16 13H18L19 14V16L18 15H16ZM22 13L23 14H25V15H27L28 17H29V19H28V21L30 22V26L29 27H27L26 29H19V30H15V26L14 25H12V17L13 16H17L18 18L19 17H21V16H23L22 15ZM193 13H195L194 15H192ZM202 13H204V10L202 11ZM221 13H222V11H221ZM242 13H244L243 11H241V14ZM166 14H169L167 17L165 16ZM171 14H172V16H171ZM182 14H184V16L186 17H184L185 19H183V17H182ZM205 15H206V12L204 13ZM208 14V13H207ZM229 14H231V13H229ZM245 14V13H244ZM181 15V16H180ZM189 15V16H188ZM196 15V16H195ZM207 16V15H206ZM208 16H209V14H208ZM220 16V15H219ZM231 16H233V15H231ZM231 16H230V18H231ZM241 16V15H240ZM182 19H181V18ZM241 17H243V16H241ZM255 17V16H254ZM179 18V19H178ZM199 18V19H198ZM209 18V17H208ZM237 18V17H236ZM235 18V19H236ZM181 19V20H180ZM211 19V18H210ZM219 19V18H218ZM218 19H217V21H218ZM221 19H223L222 17H221ZM220 19V20H221ZM239 19V18H238ZM22 20H23V18H22ZM25 20H26V18H25ZM180 20V21H179ZM183 20V21H182ZM212 21H213V19H212ZM216 21V22H217ZM241 21V20H240ZM259 21V22H260ZM215 22V23H216ZM222 22V21H221ZM242 22V21H241ZM245 22V21H244ZM253 22V21H252ZM208 23V22H207ZM218 23H220V22H218ZM225 23V22H224ZM256 23V22H255ZM261 23H263V22H261ZM214 24V23H213ZM260 24V23H259ZM258 24V25H259ZM135 25L136 26H138L139 28H137V27H135ZM128 27V28H126V27ZM214 26L216 27V28H214ZM263 26H264V23H263ZM126 28V29H129V30H131L132 28H134V29H136L137 31H135L136 32V34L134 33V34H132L134 37H132V38H134L135 40H137V39H139V40H137V42L136 41H134L133 39H131V41H134V42H132L133 43V47L135 46L136 47V45L138 46V44L139 43H141V45L139 46V48L138 47H136V48H134V49H136L135 50V52H132L133 50H132V48H129V45H130V47H132L131 46V41L130 40H127V38L128 39H130L129 37L130 36H132L131 34L129 35L128 34V32H126V31H128V30H126L125 31V34L123 33V36L120 34V31L122 30V28ZM249 27H250V25H249ZM119 29H121V30H119ZM252 29V28H251ZM260 29V28H259ZM263 30H264V28H263ZM18 31H21L20 33H18ZM131 31H134V30H131ZM233 31V30H232ZM253 31H254V29H253ZM13 32H15L16 34L15 35H11ZM138 32V33H137ZM254 32H256V31H254ZM221 33H226V36H225V38L223 39V37L224 36H220V35H222ZM126 34L128 35L127 36V38H126ZM234 34H235V32H234ZM233 33H232V35H234ZM109 36V37H110ZM219 36H220V38H222V39H220L219 38ZM235 36V35H234ZM237 36V35H236ZM235 36V37H236ZM122 37H123V39H122ZM125 37V38H124ZM16 38H17V40H16ZM238 38L239 37H237V42L236 41H234L236 44L241 40H239L238 41ZM236 39V38H235ZM235 39H233V40H235ZM126 40V44L124 43V45H122L123 44V42ZM230 40V41H231ZM128 41V42H127ZM139 41V42H138ZM141 41V42H140ZM229 41V40H228ZM127 43H129V44H127ZM134 43H136V45H134ZM138 43V44H137ZM226 43V42H225ZM229 43V42H228ZM117 44H118V47H117ZM144 44V45H145ZM232 44H234L233 43V41L231 42V44L230 45H232ZM235 44V45H236ZM115 45V46H114ZM125 45H128V46H126V48H124V46ZM148 45H146L145 47H146V49H147V47H148ZM227 45V44H226ZM237 45H239V44H237ZM236 45V46H237ZM234 45H232V47H233ZM14 47V48H13ZM110 47V46H109ZM117 47V48H116ZM221 47H224V48H226L225 50H223ZM231 47V46H230ZM235 47V46H234ZM138 48V49H137ZM141 48V49H140ZM144 48V47H143ZM140 49V50H139ZM139 50V51H138ZM142 50H145V49H142ZM241 50H242V48H241ZM245 50V49H244ZM243 51V50H242ZM130 52V53H129ZM137 52H138V55H137ZM141 53H144V51H142ZM243 53V52H242ZM241 53V54H242ZM247 53V52H246ZM245 53V54H246ZM143 55H145V53L143 54ZM226 55H227V58H226ZM244 55V54H243ZM262 55V54H261ZM142 56V55H141ZM149 56H150V58H149ZM246 56V55H245ZM245 56H243V57H245ZM106 57V58H107ZM143 57V56H142ZM141 57V58H142ZM215 57V58H214ZM242 57V56H241ZM243 57L241 58V59H243ZM247 58H248V56H246ZM245 57V58H246ZM131 58V59H132ZM135 58V59H136ZM141 58H139V59H141ZM194 58V59H193ZM257 58V57H256ZM127 59V60H128ZM136 59V60H137ZM146 59H149V60H151V61H147ZM190 59H192V60H195V61H190ZM228 59V60H227ZM130 60V59H129ZM206 60V61H207ZM214 60H213V62H214ZM65 61L66 62H68L69 61V58H68V55H66V58H65ZM190 61V63H189V67H186V63H188ZM209 61V60H208ZM251 61V60H250ZM256 61V60H255ZM163 62H165V63H169V64H171V66H169V64L168 65H166L165 63V68H166V66H167V70H162V69H164L163 67ZM191 62H193V63H191ZM203 62V63H204ZM210 62H212V61H210ZM213 62L211 63V66L213 67ZM233 62V61H232ZM252 62H253V60H252ZM103 67H105L104 66V60H103ZM201 63V62H200ZM197 64H199V63H197ZM196 64V65H197ZM206 64V63H205ZM208 64L209 63H207V66H208ZM221 64H223V65H221ZM256 64V63H255ZM141 65V66H142ZM201 65V64H200ZM199 65V66H200ZM204 65V64H203ZM202 65V66H203ZM223 67H221V66ZM244 64H241V66H243ZM127 66V67H128ZM140 66V67H141ZM205 66V65H204ZM210 66V67H211ZM248 66V65H247ZM247 66H246V68H245V70H247ZM209 67V66H208ZM220 67V68H219ZM244 67V66H243ZM135 68L137 69V71H135ZM142 68H143V66H142ZM141 68V69H142ZM146 68H147V66H146ZM152 70H151V69ZM206 68V67H205ZM230 68V69H229ZM139 69V70H138ZM143 69H145V68H143ZM197 69V68H196ZM206 69H209V68H206ZM212 69L213 68H211V71H212ZM214 69H213V71L211 72V71H209V70H207V71H209V72H211V73H214ZM228 69V70H227ZM244 69V68H243ZM223 70H226V72L225 71H223ZM141 71V70H140ZM228 71V72H227ZM241 72H242V70H240ZM244 71V70H243ZM135 72V73H134ZM146 72V73H147ZM159 72L162 74H159ZM233 72V71H232ZM247 71H245V72H243V74L244 73H246ZM148 73V74H149ZM190 73H193L192 71L190 72ZM196 73V72H195ZM204 73V72H203ZM210 73V74H211ZM224 73H226V75H224ZM121 74H123V73H121ZM121 74H118V75H116L115 77V79L117 80V81H115V82H118L119 81V79H120V75ZM126 74V73H125ZM136 74H137V76L139 77H137L136 76ZM164 74V75H163ZM206 74H209V73H206ZM216 74V73H215ZM215 74H212L213 76L215 75ZM232 74V73H231ZM243 74H241L242 76H243ZM247 75H248V73H246ZM246 74H244L245 76H246ZM134 75H135V77H134ZM146 76H147V74H145ZM145 75H143L145 78H146V76ZM192 75H194V74H192ZM202 76H203V78L204 77H208V76H206L205 74H201ZM211 75V76H212ZM117 76H119V78H117ZM123 76V75H122ZM151 78H150V77ZM201 76V77H202ZM210 76V75H209ZM228 76H230V75H228ZM235 76V75H234ZM249 76V75H248ZM251 76V75H250ZM109 77V76H108ZM133 77L135 78V79H133ZM170 77V78H169ZM143 78V77H142ZM145 78L143 79V80H145ZM153 78H162L161 80H154ZM191 78H196V79H191ZM227 78V77H226ZM243 78H244V76H243ZM249 78V77H248ZM108 79V78H107ZM175 79H173V80H175ZM201 79V78H200ZM213 79V78H212ZM247 79V78H246ZM108 80H110V79H108ZM122 80V81H123ZM147 80V81H148ZM197 80H199L200 81V83L203 85V83L204 84H208V83H210V84H208L207 86L206 85H203L205 88H203V86L201 85H199L196 81ZM216 80V81H215ZM236 80V79H235ZM244 80H245V78H244ZM124 81H126V79L124 80ZM148 81V82H149ZM151 81V82H152ZM224 81H225V79H224ZM250 81V80H249ZM120 82V81H119ZM145 82V83H144ZM147 82V83H148ZM228 82V81H227ZM243 82V81H242ZM121 83V82H120ZM127 84H128V82H126ZM144 83V84H143ZM172 83V82H171ZM213 83V84H212ZM218 83H216V85L218 84ZM226 83V82H225ZM124 84H125V82H124ZM153 84V83H152ZM222 84V83H221ZM220 84V85H221ZM117 85L119 86L120 84H118L117 83ZM150 85V84H149ZM148 85V86H149ZM167 85H168V87H167ZM173 85V84H172ZM224 85V84H223ZM228 85V84H227ZM106 86V88H104V90L106 91V92H104V90L103 91H101V90H99V91H101V92H99V91H96V92H99L100 93V95L97 93V95L98 96H101L100 98H103L102 96H105L104 98L106 99V100H104V98L103 99H100L99 97H98V99L100 100V103H98V104H101V103H103V105H104V103H105V106L103 107V111H104V115H107L108 114V116L110 117V120H112V123L114 122V120L116 119V118H114L115 116L116 117H118L119 115L121 116L122 114H124V113H126L125 112V110L128 112V113H130V114H132V112L133 111H135V110H137L136 111V113L138 114L139 113V125H142V126H144V125H148L149 124V122H152L153 121V119H152V121L151 120H149L148 118H144V116L145 117H147V115L149 116V114L148 113H146L147 115H143L142 117H140L141 116V114H140V112H141V110L142 111H144V112H147V109H146V111H145V109H143L144 107H146L147 105L145 104L144 105V107L140 110V108H139V105L138 104H141V103H139V102H141V101H139V100H142V99H139L138 97L136 98V96L134 95H131V92H129V91H127V92H129V94L128 93H125L124 91H126V90H121V91H119V92H116L117 90H119V89H115L114 88V90L113 89H111V87L112 86H108V85H105ZM105 86H103V87H105ZM109 87V89H111V90H108L107 88ZM117 86V88H121L122 86H120V87H118ZM125 86V85H124ZM123 86V87H124ZM208 86H209V88H208ZM225 86V85H224ZM223 86V87H224ZM122 87V88H123ZM126 87V86H125ZM129 87V86H128ZM200 87H202L201 89H202V92H201V89H200ZM207 87V88H206ZM221 87H222V85H221ZM227 87V86H226ZM235 87H237L236 85H235ZM249 87V86H248ZM247 87V88H248ZM90 88V87H89ZM92 88V87H91ZM113 88V87H112ZM246 88V89H247ZM93 89H94V87H93ZM102 89V88H101ZM107 89V90H106ZM125 89H127V88H125ZM130 89V88H129ZM151 89H154V91L155 90H157V91H155V92H158V93H156V95L157 94H160L159 96H155L154 98H152L153 97V95L155 94V92L154 93H152L153 91L151 90ZM175 89H173V90H175ZM190 89V90H189ZM217 89H220V86H218L217 87ZM216 89V90H217ZM222 89V88H221ZM220 89V90H221ZM235 89V88H234ZM236 89H238V87L236 88ZM89 90V89H88ZM95 90H96V87H95ZM116 90V91H115ZM138 90H135L136 92L138 91ZM150 90H151V93H150ZM173 90H171L170 89V91H169V93H173ZM183 90V91H184ZM215 90V91H216ZM223 90V91H222ZM221 91H219L221 94L223 93V94H226V93H224V91L225 90H227V89H222ZM241 90V89H240ZM239 90V92H241ZM243 90V89H242ZM94 90H92V92H93ZM141 92H142V90H140ZM182 91V92H183ZM204 91V93H205V95H208L209 96V92H210V95L212 96V98H210V96L208 97V98H206L205 99V101L207 100V99H214L215 97H219L220 98V96H222V95H218L217 94V92H215L214 90V94H211L212 92L211 91H208V93L206 94V92ZM218 91V90H217ZM234 91V90H233ZM244 91V90H243ZM102 92H104V93H102ZM139 92V91H138ZM137 92V93H138ZM141 92H139V94L141 93ZM218 92V93H219ZM85 93V92H84ZM87 93L89 94V93H91V92H89V91H87ZM87 93H85V94H87ZM95 93V92H94ZM101 93L102 94H104V95H101ZM105 93H107V94H105ZM168 93V94H169ZM184 93H185V91H184ZM190 94H191V92H189ZM188 93V94H189ZM193 93V94H194ZM203 93V94H204ZM232 93V92H231ZM234 93V92H233ZM244 93V92H243ZM247 93V92H246ZM183 94V93H182ZM235 94V93H234ZM237 94H239L240 95V93H236L235 95L236 96H238ZM91 95H93V98H95L94 97V95L95 94H91ZM141 95V94H140ZM150 95V96H149ZM180 95V94H179ZM184 95H186V93L184 94ZM183 95V96H184ZM192 95V94H191ZM191 95H189V96H191ZM195 95V94H194ZM246 95V94H245ZM89 96H90V94H89ZM89 96L87 97V95H84V100H83V103H82V106H81V111H84V112H87V105H88V103H87V101H88V99L87 98H89ZM96 96V95H95ZM145 96V95H144ZM144 96H142V98H144ZM168 97L170 96V95H167ZM176 95H174V96H172V98H175L174 100L171 98L170 99V97H169V100H172V102H169V101H167V102H169L168 104H167V102L165 103V104H167L168 105V108L170 109V110H168L169 111V114L170 115H168V116H171L172 117V119H174V117H176L177 118V113H178V111L180 110V112L182 111V112H184L185 113V108H183V107H181V101H180V97H177V98H179V100L175 97ZM225 96V95H224ZM223 96V97H224ZM240 96H242V95H240ZM70 98L69 99H65V101H64V103L62 104L61 103V105H62V109H64L65 111H69V112H67V113H70V112H75L77 109H78V107H79V105H80V103H79V101L75 98V96H69ZM92 97V96H91ZM168 97L166 98V100L168 99ZM192 98H193V96H191ZM222 97V98H223ZM146 98V97H145ZM144 98V101H147L148 99L146 98L145 99ZM165 98L163 99L164 101H165ZM185 98V97H184ZM190 98V97H189ZM188 98V99H189ZM191 98V99H192ZM199 98V97H198ZM205 98V97H204ZM203 98V99H204ZM219 98H218V100H219ZM90 99V98H89ZM98 99H96V100H98ZM152 99H154V100H152ZM193 99H195V96H194V98ZM225 99V98H224ZM227 99V98H226ZM225 99V101H227ZM229 99H231V98H229ZM234 99V98H233ZM244 99V98H243ZM251 99V98H250ZM98 100V101H99ZM105 101V102H101V101ZM162 100V101H163ZM199 100V99H198ZM200 100H202V97H200ZM199 100V101H200ZM218 100H215V101H218ZM163 101V102H164ZM185 101V100H184ZM199 101H197V103H199ZM225 101H223V102H225ZM229 101H231V100H229ZM233 101V100H232ZM232 101H231V103L229 102V103H226V105H228L229 107H231L230 106V104H232ZM237 101V100H236ZM62 102H63V100H62ZM92 102V99H91V101L89 102V103H91ZM187 102H189V101H187ZM194 102V101H193ZM196 102V101H195ZM202 101H200V103H201ZM204 102V101H203ZM210 102L211 103H213L214 101H209L208 100V104H210ZM219 102H221V101H219ZM218 102V103H219ZM228 102V101H227ZM94 103V102H93ZM92 103V104H93ZM143 103V102H142ZM150 103V102H149ZM155 103H158V102H155ZM161 103V102H160ZM199 103V104H200ZM207 103V102H206ZM215 103V102H214ZM225 103H224V106H225ZM237 103V102H236ZM91 104V105H92ZM95 104V103H94ZM162 104V103H161ZM161 104L159 105V104H157V106H158V108H160V106H161ZM187 104V103H186ZM235 104V103H234ZM233 104V105H234ZM90 105V104H89ZM102 104L100 105V106H103ZM182 105H184V104H182ZM194 105V104H193ZM202 106H203V103L201 104ZM213 105H216V104H213ZM213 105H212V107H213ZM99 105H98V107H100ZM141 106H143V104L141 105ZM157 106H156V108H157ZM164 105L162 104V106H161V108L163 107ZM166 106V105H165ZM191 106H192V104H191ZM195 106V105H194ZM194 106H192V108L194 107ZM201 106V108H203L204 109V107L206 106H203L202 107ZM227 106V107H228ZM90 107V106H89ZM152 107H154V106H152ZM185 107H186V105H185ZM209 107H211V104H210V106H208V108L206 109L207 110V113H209L211 110L209 109ZM215 107V106H214ZM213 107V108H214ZM218 107H221V106H218ZM227 107H225V108H227ZM228 107V108H229ZM100 108H102V107H100ZM104 108H105V110H104ZM155 108V110H159V109H156ZM161 108H160V111H163V110H161ZM166 108V107H165ZM187 108H189V106H187ZM232 108H234V107H232ZM108 111H107V110ZM183 109V110H182ZM195 109V108H194ZM194 109H192V110H190L189 111V109L187 110L188 111V113H190V114H192V111L194 110ZM198 109H199V107L197 108V110H195L196 112L198 111ZM203 109H201V112H197L198 114L197 115H199V116H197L196 115V113H195V115H194V113L191 115L192 117H193V115H194V117H196V119H198V117L199 118H203L205 121H207L206 119H205V115H208L207 116V118H209V119H211V116H209V114H207L205 111V109H204V111H203ZM209 109V110H208ZM88 110H89V108H88ZM140 110V112H138ZM214 110V109H213ZM226 110V109H225ZM233 110V109H232ZM107 111V112H106ZM124 111V112H123ZM214 111H216V110H214ZM150 113H151V111H149ZM221 112V114L222 113H224V112H222V111H219V113ZM106 113V114H105ZM136 113H134V114H136ZM154 113H156L157 114V112H154ZM161 113H163V112H161ZM216 115L218 114V111L217 112H214ZM213 113V114H214ZM70 114H72V113H70ZM127 114V113H126ZM143 114V113H142ZM159 114V113H158ZM165 114L167 115L168 114V112L166 113V111H165ZM187 114V113H186ZM185 114V115H186ZM201 114H203V115H201ZM210 114H212V113H210ZM240 114V113H239ZM247 114V113H246ZM254 114V113H253ZM68 115V114H67ZM162 115V114H161ZM181 115V114H180ZM178 116L179 118L181 117V116ZM219 115V114H218ZM235 115V114H234ZM238 115V114H237ZM255 115V114H254ZM63 116H66V115H63ZM119 116V118H122V116L120 117ZM124 116H125V114H124ZM132 116H134V115H132ZM136 116H138V115H136ZM135 116V120H137V117ZM151 116L152 117H154L152 114H151ZM163 116H165V115H163ZM204 116V117H203ZM240 116V115H239ZM246 116V115H245ZM257 116V115H256ZM104 117V116H103ZM106 118H109V117H107V116H105ZM159 117H161V116H157V118H159ZM215 117V116H214ZM242 117V116H241ZM252 118L254 117V116H251ZM65 118V117H64ZM114 118V119H113ZM130 118V117H129ZM151 118V117H150ZM176 118H175V120H176ZM183 118V117H182ZM191 118V117H190ZM190 118L188 119V120H190ZM213 118V117H212ZM218 118V117H217ZM245 118V117H244ZM246 118H249L248 116L246 117ZM128 119V118H127ZM162 120V122L163 123H165L166 124V119H165V117H164V119H165V121H164V119H163V117L161 118ZM195 119V118H194ZM203 119H198V120H195V121H197V124H198V121L199 120H203ZM215 119V118H214ZM213 119V120H214ZM240 119V118H239ZM243 119V118H242ZM253 119H255V118H253ZM253 119H251V121L253 120ZM0 120H2V117L0 118ZM120 120V119H119ZM122 120H126V118H122ZM121 120V121H122ZM134 120V121H135ZM156 120V119H155ZM154 120V121H155ZM169 120H171L170 119V117H169ZM186 120V119H185ZM203 120V123L205 124V121ZM245 120V119H244ZM250 120V119H249ZM256 120V119H255ZM130 122L131 121H133V119L132 120H129ZM147 121V122H146ZM153 121V122H154ZM158 121V120H157ZM168 121V120H167ZM194 121V120H193ZM210 121V122H209ZM254 121V120H253ZM202 122V121H201ZM209 122V123H208ZM217 122V121H216ZM232 122V120L229 122V123H231ZM234 122H237V121H234ZM233 122V123H234ZM122 123V122H121ZM157 123H159V125H163V124H160V122L158 121ZM188 123H189V121H188ZM190 123H192L191 125L193 126V124L194 123H196V122H191V120H190ZM190 123H189V125H190ZM228 123V124H229ZM249 123V122H248ZM34 124H36V122L35 121H33L32 123H30L28 126L30 127V126H32V128H33V132L35 133V135H34V148L35 149H32V151H31V154L33 155V159H34V161H37L38 159H40V157H42V152H40L38 149H39V147H37V144H36V140L37 139H39V135H37V132H38V129H36V125H34ZM83 124V123H82ZM156 124V123H155ZM186 124H187V122H186ZM199 124H200V122H199ZM217 124V123H216ZM214 122H212V119L211 120H208L207 121V124L205 125L206 127H208L207 129H209V134H210V132H213V134H214V136H211V137H213L212 138V140L215 142V144L216 143H218V142H220L219 140H220V135L221 134H219V133H221V132H223V130L222 129H225L226 131H224L225 133H224V135L227 137V141L229 140L228 138H229V136H228V133L227 132H229V131H233V133H237L238 135L239 134H242L241 135V137L240 138H243V137H245L244 136V132H239V131H237L236 130V132H235V125H234V128H233V126H232V128H227L226 126H225V128H222V126H221V128L219 127V125H216ZM228 124H227V126H228ZM243 124V123H242ZM250 124H252V123H250ZM88 125V124H87ZM126 125V124H125ZM131 125V124H130ZM136 125H138V124H136ZM136 125H133V126H131V127H135ZM138 125V128H140V132L142 131V129H144L145 128V130L147 129L148 130V128H149V126L146 128V127H144V128H142L141 129V127L142 126H139ZM151 125H154L153 123L151 124ZM150 125V126H151ZM171 125V124H170ZM236 125H238L237 123H236ZM241 125V124H240ZM239 125V126H240ZM246 125V124H245ZM128 126V125H127ZM190 127L191 128V130H192V128H195L197 125L195 124V127L193 126V127ZM200 125H198V127H199ZM201 126H203V125H201ZM200 126V127H201ZM205 126H203V127H205ZM249 126V125H248ZM251 126V125H250ZM89 127H90V125H89ZM124 127V126H123ZM166 127V126H165ZM203 127L201 128L203 131H205L206 129V127L203 129ZM218 127V128H217ZM238 127V126H237ZM241 127V126H240ZM243 127V126H242ZM241 127V128H242ZM153 128H154V126H153ZM152 128V129H153ZM170 129V130H173V129H175V128H173L172 127V129L170 128V127H167V129ZM177 128V127H176ZM197 128V127H196ZM217 128V129H216ZM220 128V129H219ZM241 128H238V129H241ZM123 129V128H122ZM121 128H119L118 130H122ZM237 129V128H236ZM244 129V128H243ZM242 129V130H243ZM250 129V128H249ZM107 130H108V128H107ZM106 130V131H107ZM127 130V129H126ZM145 130H143V132L145 131ZM161 130V129H160ZM177 130V129H176ZM190 130V129H189ZM105 131V130H104ZM123 131V130H122ZM150 131H151V128H150ZM246 131V130H245ZM252 130L250 129V132H251ZM139 132V133H140ZM177 132V131H176ZM71 133H72V131L70 132V134H69V136L68 135H66V134H68V132L65 134V136H62V137H60V136H57V138L60 140V143H61V147L58 149V150H60V149H62V151H60V152H62V157L63 158H65V156H68V157H71V153L69 154L68 152L70 151V150H68V148H71V144H73L72 143V141L71 140H73L72 139V137L75 135L74 134V132H73V134L71 135ZM76 133V132H75ZM116 133H119L120 134V131H117ZM125 133V132H124ZM151 133V132H150ZM161 133V132H160ZM163 133V132H162ZM161 133V134H162ZM175 133V132H174ZM208 133V132H207ZM233 133H231V134H233ZM107 134V133H106ZM105 134V136H106V138L107 137H109L110 138V136H108V135H106ZM111 134V133H110ZM147 134V133H146ZM146 134H144L143 136H145L144 137V141L145 142H147V143H145L144 141L143 142H141V143H145V146L146 147H148L149 149L151 148V147H154V145L152 146V143H149L150 142V140L149 139H151V137L149 136V135H147L146 136ZM156 134V133H155ZM154 134V135H155ZM159 134V133H158ZM168 134H170V132H167V134L165 135V136H167ZM171 134H173V133H171ZM212 134V133H211ZM210 134V135H211ZM223 134V133H222ZM230 134V133H229ZM230 134V135H231ZM58 135V134H57ZM77 135V134H76ZM76 135L74 136L75 138H76ZM153 135V136H154ZM236 135V134H235ZM245 135H247L246 133H245ZM70 136H72V137H70ZM104 136V137H105ZM115 136V135H114ZM152 136V138H154ZM164 135L162 134V138H166V137H163ZM169 136V135H168ZM205 136H207V135H205ZM243 136V137H242ZM248 136L249 135H247V138H248ZM111 137H112V135H111ZM120 137H121V135H120ZM138 137V136H137ZM150 137V138H149ZM159 137V136H158ZM157 137V138H158ZM208 137V136H207ZM207 137H205V138H207ZM251 137V136H250ZM74 138V139H75ZM109 138H107V139H105V140H109ZM116 138V137H115ZM159 138H161V136L159 137ZM222 138V137H221ZM232 138V137H231ZM230 138V139H231ZM240 138H239V136H238V140H240ZM71 139V140H70ZM136 139V138H135ZM168 139H169V137H168ZM235 139H236V136H235ZM252 139V138H251ZM250 139V140H251ZM69 140V141H68ZM104 140V141H105ZM111 140V139H110ZM205 140V139H204ZM209 140L211 141V138H209ZM223 140H225V139H223ZM234 140V139H233ZM237 140V139H236ZM237 140V141H238ZM242 140V139H241ZM243 140H244V143H246L247 142V144H248V141H250V140H248V141H246V139L245 138H243ZM242 140V141H243ZM163 141V140H162ZM164 141H165V139H164ZM213 141H212V143H210V144H213ZM236 141V142H237ZM246 141V142H245ZM71 144H70V143ZM134 142V141H133ZM151 142H152V139H151ZM153 142H154V140H153ZM226 142V141H225ZM241 142V141H240ZM239 142V143H240ZM136 143V142H135ZM141 143H140V145H141ZM158 143V142H157ZM160 143V142H159ZM223 143H224V141H223ZM222 143V144H223ZM238 143V142H237ZM3 144H4V141L3 140H0V152L2 153V151L3 152H5L6 153V149H5V147L3 146ZM149 144H151V146L149 147ZM153 144H155V143H153ZM209 144V145H210ZM220 144V143H219ZM233 144V143H232ZM246 144V145H247ZM249 144H251V142H249ZM133 145V144H132ZM131 145V146H132ZM226 145V144H225ZM224 145V146H225ZM244 145V144H243ZM15 146H19V142H17L16 141V143H15ZM103 146V145H102ZM130 146V147H131ZM155 146H156V144H155ZM241 146V145H240ZM248 146V145H247ZM37 147V148H36ZM63 147V148H62ZM73 147V146H72ZM78 147V146H77ZM77 147H75V148H77ZM140 148H141V146H139ZM139 147H136V149H134L135 150V152L137 153V155L136 154H134V156L136 157L137 156V158H135V159H138L139 157H141V158H143L144 157V159H145V156L147 155L146 153H144V151H142L141 152V150H139ZM143 148H144V146H142ZM210 147V146H209ZM213 147H214V145H213ZM230 147V146H229ZM65 148V149H64ZM66 148H67V150H66ZM99 149L101 148V147H98ZM216 148H218V147H215L214 149H216ZM220 148V147H219ZM225 148H226V146H225ZM238 148V147H237ZM242 148H245V147H242ZM248 148H249V146H248ZM20 149H21V147H20ZM129 149V148H128ZM207 149V148H206ZM205 149V150H206ZM228 149V148H227ZM254 149H256V148H254ZM127 150V149H126ZM143 150H145V151H147L146 150V148H144ZM208 150V149H207ZM218 150H220V149H218ZM238 150H241V149H239L238 148ZM244 150V149H243ZM162 151V150H161ZM210 151V150H209ZM227 151V150H226ZM257 151V150H256ZM97 152V151H96ZM134 152V153H135ZM148 152V151H147ZM166 152V151H165ZM164 152V153H165ZM211 152V151H210ZM228 152H230L229 154H230V156H231V151H229V149H228ZM78 153V152H77ZM150 152H148V154H149ZM240 153V152H239ZM243 153V152H242ZM252 153V152H251ZM146 154V155H145ZM151 154V153H150ZM149 154V155H150ZM159 153H157V157L159 156L158 155ZM166 154V153H165ZM214 154V153H213ZM216 154H218V153H216ZM224 154V153H223ZM236 154V153H235ZM7 155V154H6ZM152 155V154H151ZM150 155V156H151ZM153 155H154V153H153ZM152 155V156H153ZM161 155H163L164 156V158L166 159V157H165V155L162 153V154H160V156H159V158L158 159H160V157H161ZM233 155V154H232ZM241 155V154H240ZM150 156H149V158H150ZM162 156V157H163ZM218 156V155H217ZM216 156V157H217ZM229 155H228V158H230V160L231 159H233L234 158V155H233V158H232V156L230 157ZM147 157V156H146ZM157 157H156V159H157ZM161 157V160L162 159H164V158H162ZM171 157V156H170ZM243 158H244V156H242ZM26 158H28V157H26ZM102 158V157H101ZM141 158H140V160H141ZM148 158V159H149ZM154 158V159H153ZM153 158H150V160H149V162H151V159H153L152 160V162L155 160L156 161V159H155V157H153ZM168 158V157H167ZM235 158H236V156H235ZM235 158H234V160H235ZM243 158L241 159L243 162L242 163H244L245 165H246V161L245 160H243ZM96 159V158H95ZM164 159V161L162 162V164H161V166L160 167H162L163 166V163L166 161V163H167V159L165 160ZM237 159V158H236ZM253 159V158H252ZM98 160V159H97ZM97 160H96V163H99V161H101L100 160V157H99V161L97 162ZM160 160V161H161ZM169 160H175V159H170L169 158ZM229 160V159H228ZM230 160H229V162L227 161V163H230ZM234 160H231V162H233ZM238 161H241V160H239V159H237ZM250 160V159H249ZM138 161V160H137ZM158 161V163H160V161L159 160H157ZM156 161V162H157ZM175 161H180V160H175ZM225 161V160H224ZM238 161H236L237 162V164H238ZM139 162V161H138ZM147 162V161H146ZM155 162V163H156ZM174 162V161H173ZM172 162V163H173ZM181 162V161H180ZM250 162V161H249ZM95 163V164H96ZM108 163H110V162H108ZM107 163V165L109 166V164ZM133 163V162H132ZM134 163H135V160H134ZM137 163V162H136ZM176 163H178V162H176ZM234 163V162H233ZM233 163H230L231 165L233 164ZM251 163V162H250ZM73 164V163H72ZM100 164H101V166L103 165L104 167L102 168V167H100ZM102 164V162H100L99 163V170H100V172L98 171V170H96L97 169V167H98V164H96L95 166H97L94 170H96V171H98V172H96V173H94L92 176L90 175L89 177H91V178H89V177H87V174H82L81 176H79V180H77V181H75L76 179H77V177H76V179L74 180L75 182L74 183H77V185H75V186H73L72 185V183H73V181H72V183H69V185H72V187H70L68 184L66 185V187L64 186V188H61L60 190H59V199H61L60 201V203L62 204V206H60L61 204H59L58 206V211L60 210V209H62L63 211H65V213H66V215L65 216H67V214H68V216L69 217H71V214H72V217H73V213L75 212L74 211V209L71 207L72 205H73V203H72V205L70 204L71 203V201H74L73 200V196L75 197L76 196V199H75V201H74V203L75 202H77L78 201V199H79V201H78V203L79 204H77V206L79 205V210H77V207H76V210L77 211H79V215H80V217H79V219H80V231H73V229L71 228V227H69V226H66L65 228H62V227H60L59 226V230H57V231H60V232H62L61 234H58V232L56 231V233H57V235H59V237H61V241H62V239L64 240V241H66L65 243L67 244V248L68 249H70L71 251H70V253L72 254V255H74V254H77L78 253V251H80L79 250V248L80 247H78V244H79V246L80 245H84L82 248H84L85 246L87 247V246H89V248L87 249V248H85L83 251L85 252H87V250L90 252V251H92L91 249H90V247L91 248H94V251L96 252H98V251H102V253H101V255L100 256H98V257H96L95 256V254H94V256L96 257V259L93 261L92 259L94 258L93 256H91L93 253L92 252H90L89 254H91V255H88V256H91V260H88V261H91V264H160V261L162 260L165 264L167 263L168 264V262H169V264L171 263L170 261H169V256L168 255H165V253L163 254H159V252L160 251H163L162 249H163V247L165 248L167 245L169 246V245H171V238L173 237V235H174V233L176 232V231H178L179 233L182 231V230H177L178 229V225H176V227H174V228H176V231H175V229L173 230V224L171 225L170 223H169V221L167 220V219H169V220H171L170 218H173V217H170L169 216V214H171V216H173V214L171 213L172 212V210L170 211V209H173L174 207H176V208H174V211H175V209H179V208H183L184 207V203L186 202L185 200H183V201H185L184 203L183 202H177V205H175V204H172V205H175V206H172L170 209H168L167 208V206L166 205H169V203L168 204H164L166 207H164V205H163V207L164 208H166V209H168L169 210V212H168V210H166V209H164L163 207H162V202L164 203L165 201H163V199L164 198H162V201H159V202H161V204L160 203H158L157 204V202H155V198L154 197H149L150 195H149V187L151 186V185H149V182H150V180H149V175H151V174H149V168H148V170L147 171H145L143 174H141V179H140V181H139V186H138V189L139 190H135L134 189V185H133V183L135 182L134 180H132L131 182H130V187L128 188L129 189V197H128V194H126L127 195V199L126 198H123V200H119L120 199V197L119 196H117V200H119L118 202H111L113 205H112V209H111V214H112V216H113V220H112V224H111V226L108 228V229H102V227L104 228V226H102V227H100V226H98L97 228H93V225H91L92 224V217H94L95 215L98 217V218H100V216L99 215H101V214H94L95 212H96V210H99V207H100V201H99V199H98V196H100V197H102V195H103V192H102V190H104V192H105V187L104 186H102L104 183H102V185L99 183V180H100V175H102V177L104 176V174L106 175V173H108V172H106L107 171V166H106V163H103ZM144 164H146L145 162H144ZM149 164L150 163H148L147 165H148V167H149ZM152 164V163H151ZM150 164V165H151ZM171 164V163H170ZM130 165H132L131 163H130ZM165 165V164H164ZM172 165V168H175L174 170H176L177 172H179L177 169H181V167L180 168H176L175 166H173L174 164H171ZM170 165V166H171ZM180 165V164H179ZM181 165H182V163H181ZM183 165H185V164H183ZM234 165V164H233ZM143 166V165H142ZM169 166V162H168V167H170ZM196 166H197V164H196ZM195 166V167H196ZM228 166H229V164H228ZM242 167V168H244L243 166H242V164L241 165H239V167ZM247 166H248V164H247ZM152 167V166H151ZM159 167V168H160ZM177 167H178V165H177ZM185 167V166H184ZM183 167V168H184ZM198 169L200 170V167H201V165L199 166L198 165ZM101 168H102V171H101ZM105 168H106V170H105ZM130 168L131 167H129V170H130ZM134 168H136V167H134ZM153 168V167H152ZM166 168V167H165ZM171 168V167H170ZM169 168V171L172 169H170ZM182 168V169H183ZM186 168V167H185ZM247 168H249V169H252V168H250V167H247ZM247 168H246V171H247ZM105 170V172H104V170ZM132 169V168H131ZM151 169V168H150ZM154 170L155 169H157V168H153ZM230 169H232V168H230ZM248 169V170H249ZM166 170V169H165ZM195 170H197V169H195ZM199 170H197V171H199ZM234 170V169H233ZM245 170V169H244ZM183 171L184 172H189V169H188V171L186 170H184L183 169ZM225 171V170H224ZM235 171V173L238 171H236V170H234ZM241 172V173H239V176H240V174H242L243 173V175H244V173H248V171L247 172ZM250 171V170H249ZM3 172H4V168L3 167H0V174L2 173L3 174ZM92 172H93V170H92ZM95 172V171H94ZM151 172H153V171H151ZM156 172H158V173H160L159 171H156ZM177 172H173L174 174H176ZM182 172V171H181ZM181 172H179V173H181ZM226 172V174H224V175H226L227 176V171H225ZM102 173V174H101ZM170 173H171V171H170ZM178 173V174H179ZM186 173H184L183 175H184V177L186 178L185 180H187V174ZM154 174V173H153ZM161 174V173H160ZM182 174V173H181ZM180 174V176L182 177V175ZM186 174V175H185ZM189 174V173H188ZM108 175V174H107ZM155 175H156V173H155ZM158 175V174H157ZM97 176H99L98 178H96ZM159 176V175H158ZM163 176V175H162ZM174 176V175H173ZM238 176V175H237ZM237 176H236V178H237ZM155 177V176H154ZM153 177V178H154ZM179 177V176H178ZM230 177V176H229ZM105 178L107 179V176H105ZM104 178V179H105ZM152 178V179H153ZM155 178H158L157 176L155 177ZM154 178V179H155ZM225 178V177H224ZM226 178H228V177H226ZM161 178H159V180L158 179H156V180H158L159 182L161 181L160 180ZM180 179V178H179ZM184 179V178H183ZM182 179V180H183ZM231 178H228L226 181H228V180H230ZM181 180V181H182ZM233 180V179H232ZM100 181H102V179L100 180ZM164 181V180H163ZM163 181H162V184H163ZM177 181V180H176ZM234 181V180H233ZM151 182L153 183L154 181L153 180H151ZM157 182V181H156ZM155 182V184H157L158 186H159V184L160 183H156ZM172 182V181H171ZM178 182V181H177ZM183 182V181H182ZM230 182V181H229ZM138 183V182H137ZM151 183V184H152ZM173 183H174V181H173ZM223 183V182H222ZM228 183V182H227ZM154 184V185H155ZM177 184V183H176ZM176 184H173V185H176ZM178 184H180L179 182H178ZM102 187H101V186ZM154 185H152V186H154ZM156 185V186H157ZM166 184H163V186H165ZM200 185V184H199ZM151 186V188H153ZM163 186H162V188H163ZM202 186V185H201ZM101 187V188H100ZM103 187H104V189H103ZM157 188V187H156ZM165 188H167V185H166V187ZM200 189H202V188H200ZM100 190V191H99ZM152 190V189H151ZM159 190L160 189H158V192H159ZM198 190V189H197ZM197 190H193L192 192H193V194L192 195H194L195 194V192L194 191H196V193H197ZM42 191V193H43V190H41ZM154 189H153V193H154ZM163 191V190H162ZM167 191V190H166ZM199 191H201V190H199ZM157 192V193H158ZM164 192V191H163ZM163 192H162V195H163ZM186 192V191H185ZM114 193H117V192H114ZM156 193V192H155ZM160 193H161V191H160ZM165 193V192H164ZM184 193V192H183ZM187 193V192H186ZM74 194H76V195H74ZM119 194V193H118ZM151 194V193H150ZM181 194V193H180ZM190 195H191V193H189ZM217 194V196H218V193H216ZM117 195V194H116ZM115 195V196H116ZM153 195H156V194H153ZM190 195H187L188 197L190 196ZM196 195V194H195ZM220 195H221V193H220ZM251 195H253V194H251ZM158 196V195H157ZM177 196V197H176ZM176 196H175V198H178V195L176 194ZM184 196V195H183ZM186 196V195H185ZM215 196V195H214ZM217 196H215V197H217ZM99 197V198H100ZM141 197H144V198H142V199H140ZM159 197H163V196H159ZM159 197L157 198V200L159 199ZM170 197V196H169ZM169 197H166V198H169ZM173 197V196H172ZM187 197V198H188ZM234 197H236L235 195H234ZM259 197H261V195L259 196ZM152 198H154V199H152ZM186 198V197H185ZM213 198V197H212ZM251 198H252V196H251ZM70 199H71V201H70ZM144 199V200H143ZM149 199H152V201L151 202H155L154 204H152V203H150V201H149ZM183 199V198H182ZM192 198H190V200H191ZM199 199V198H198ZM260 199V198H259ZM261 199H262V197H261ZM261 199L258 201V202H260V205L262 206V204H261ZM263 199H264V197H263ZM64 200L66 201V203L64 202ZM77 200V201H76ZM99 202H98V201ZM102 200V199H101ZM106 200H107V198H106ZM106 200L104 201H102V202H105V204H106ZM116 200V201H117ZM143 200V201H142ZM154 200V201H153ZM156 200V201H157ZM166 200V199H165ZM173 200H174V197H173ZM173 200H169V202L170 201H173ZM187 200V199H186ZM188 200H189V198H188ZM189 200V201H190ZM193 200H194V198H193ZM192 200V201H193ZM220 200H222V198L221 199H219V201ZM223 200H224V198H223ZM63 201V202H62ZM97 201V202H96ZM175 201V200H174ZM179 201V200H178ZM182 201V200H181ZM263 201V200H262ZM87 202H90V203H88L87 204ZM91 202H94V203H91ZM108 202V201H107ZM224 202V201H223ZM149 203L151 204L150 206H152V205H154V206H152L151 208H153V211L151 212L152 213V224H153V226H155V227H151V229H149ZM171 203V202H170ZM175 203H176V201H175ZM108 204V203H107ZM159 204L161 205V207H159ZM102 205H104V204H102ZM142 205H143V207H142ZM171 205V204H170ZM211 205V204H210ZM223 205V204H222ZM107 206V205H106ZM186 206V205H185ZM74 207V208H75ZM179 207V208H178ZM187 207V206H186ZM98 208V209H97ZM100 208H103V207H100ZM107 208H108V206H107ZM162 208V209H161ZM198 208V207H197ZM262 208H264V206H262ZM166 210V211H164V210ZM215 209V208H214ZM214 209H211V211H214ZM151 210V209H150ZM163 210V211H162ZM181 211H182V209H180ZM186 210V209H185ZM61 211V210H60ZM77 211H76V214L78 215V213H77ZM100 211V210H99ZM101 211H102V209H101ZM104 211V210H103ZM174 211H173V213H174ZM187 211V210H186ZM38 212L39 213H41L42 215H43V217L46 219L47 218V215L45 214V211H44V208L43 207H39V209H38ZM165 212H167V213H165ZM176 212H178V210L176 211ZM174 213V214H177V213ZM180 212V211H179ZM205 212V211H204ZM64 213V212H63ZM64 213V214H65ZM97 213H100V212H97ZM0 214L1 215H5L7 218H8V220L10 219V225H12V222H13V211H12V209H11V207H9L8 206V203H7V205L4 207L3 206V210L2 211H0ZM63 214V215H64ZM76 214L74 215V216H76ZM165 214H166V216H165ZM180 214V213H179ZM57 215V214H56ZM104 215V214H103ZM184 215V214H183ZM67 216V217H68ZM181 216V215H180ZM63 217V216H62ZM78 217V216H77ZM96 217V218H97ZM164 217H165V219H166V221H165V219H164ZM170 217V218H169ZM177 217H178V215H177ZM65 218V217H64ZM74 218V217H73ZM179 218V217H178ZM177 218V219H178ZM182 218V217H181ZM180 218V219H181ZM2 219H5V217H2ZM60 219H62V218H60ZM75 219V218H74ZM146 219V220H145ZM63 220V219H62ZM174 220H176V217H175V219ZM187 220V219H186ZM172 221V220H171ZM170 221V222H171ZM177 221V220H176ZM188 221V220H187ZM190 221V220H189ZM188 221V222H189ZM209 221H210V219H209ZM56 222V221H55ZM97 222V221H96ZM96 222H93V223H96ZM192 222V221H191ZM59 223V222H58ZM172 223H173V221H172ZM60 224H62L61 222H60ZM98 224V223H97ZM108 224H109V222H108ZM179 224V223H178ZM197 223H195V225H196ZM59 225V224H58ZM57 225V226H58ZM64 225H67L66 223L64 224ZM64 225H62V226H64ZM180 225V224H179ZM95 226H97V225H95ZM204 226V225H203ZM207 226V225H206ZM38 227H40V224L38 223ZM55 227H56V225H55ZM181 227V226H180ZM196 226H194V228H195ZM57 228V227H56ZM62 228V231L60 230ZM196 228H198V226L196 227ZM205 228V227H204ZM203 227H202V229H204ZM253 228V227H252ZM255 228V227H254ZM58 229V228H57ZM199 229V228H198ZM198 229H196V230H198ZM206 229H207V227H206ZM149 230H151V232L149 233ZM104 231H105V237H103V234H104ZM193 231H194V229H193ZM206 231H208V229L206 230ZM206 231L204 230V232H202V230H201V232L203 233V234H205V236H208L207 234H206ZM210 231V230H209ZM208 231V232H209ZM0 232H1V229H0ZM15 232H17V234H18V238H19V240H20V244L23 246V244L25 243V240H26V237H27V235H26V231L24 230V229H20V228H18V231H15ZM178 232H176V234L178 233ZM252 232H253V229H252ZM252 232H250V234H252L253 235V237H254V234L252 233ZM56 233H55V235H56ZM108 233L110 234V235H108ZM182 233L183 232H181V234L178 236V237H180L181 235H182ZM194 233V232H193ZM255 233V232H254ZM1 234V233H0ZM249 234V235H250ZM194 236H198L197 234H196V232L193 234ZM211 235H212V233H211ZM183 236H184V234H183ZM183 236L181 237V238H183ZM251 236V235H250ZM256 236V235H255ZM37 237H38V235H37ZM177 236L176 237H174L173 239H175V238H178ZM252 237V236H251ZM159 238H160V240H161V242L162 243H159ZM184 238H185V236H184ZM194 239L196 238V237H193ZM198 238V237H197ZM196 238V239H197ZM255 238V237H254ZM257 239H258V237H256ZM255 238V239H256ZM249 239V243H250V245H251V242H250V238H248ZM253 239V238H252ZM254 240V239H253ZM63 241V242H64ZM108 243H107V242ZM197 241L198 240H196V242H195V240H194V243H197ZM63 242H62V244H63ZM174 242V241H173ZM228 242V241H227ZM226 242V243H227ZM243 242H245V241H243ZM258 244H259V242L258 241H256ZM256 242H254V243H256ZM7 243V240L4 238V237H2V235L0 236V247H2V251L3 252H5V251H7V249H8V245L6 244ZM203 243H204V241H203ZM225 243V242H224ZM223 243V245L225 246H227L228 245V243L226 244H224ZM256 243V244H257ZM72 245V248L73 249H71L70 248V245ZM104 244H105V246H104ZM177 244V243H176ZM184 244V243H183ZM253 244V243H252ZM75 245H77V247L76 248H78V249H76L75 248ZM151 246V250L149 251V247ZM179 245V244H178ZM192 245H193V243H192ZM204 245V244H203ZM213 245V244H212ZM218 245V244H217ZM216 245V246H217ZM249 245V244H248ZM264 245V244H263ZM101 246H102V250H100L101 249ZM103 246L105 247V248H103ZM168 246H167V248H168ZM187 246V245H186ZM225 246V247H226ZM243 246V245H242ZM183 247V246H182ZM181 247V248H182ZM195 247L197 248V244H195ZM198 247H199V245H198ZM204 247V246H203ZM214 247V246H213ZM223 247V246H222ZM248 247V246H247ZM264 247V246H263ZM167 248H166V250H167ZM181 248H177L178 250H180ZM195 248V249H196ZM245 248V247H244ZM74 249H75V251H76V253H74L75 251H74ZM103 249H105L104 251H103ZM184 249V247L182 248V250ZM193 249H194V247H193ZM199 249V248H198ZM198 249H196L197 251H198ZM223 249V250H222ZM241 249V248H240ZM255 249H257V248H255ZM81 250V251H82ZM221 250L223 251V252H225L226 253V250H227V247H226V250H225V248H221ZM221 250H217L216 252H219V251H221ZM225 250V251H224ZM20 251V253L18 254V257H19V255L21 256V253H22V250H19ZM57 251V250H56ZM81 251H80V256H81V258L85 255L84 254V252H83V256L81 255ZM111 252V254L112 253H114L115 252V256L113 255V257H116L114 260H111L110 258H107V257H109V255L108 254H110V252ZM114 251V252H113ZM153 251V252H152ZM240 251V250H239ZM238 251V252H239ZM248 251V250H247ZM255 251V250H254ZM258 250H256V252H257ZM58 252V251H57ZM85 252V253H86ZM170 252V251H169ZM184 252V251H183ZM199 252V251H198ZM207 252V251H206ZM245 252V251H244ZM251 252V251H250ZM263 253H261L260 252V254L263 256V254H264V250L262 251ZM172 253H174L173 251H171V254ZM178 253H179V251H178ZM213 253V252H212ZM215 253V252H214ZM55 254V253H54ZM54 254H53V256H54ZM56 254H58V253H56ZM56 254H55V256H56ZM59 254H60V252H59ZM62 254V253H61ZM60 254V255H61ZM170 254V255H171ZM180 254V253H179ZM218 254V253H217ZM216 254V255H217ZM219 254H221L220 252H219ZM247 254H249L248 252H247ZM66 255V254H65ZM68 255H69V253H68ZM71 255V256H72ZM78 256H79V254H77ZM106 255H108V256H106ZM187 255V254H186ZM190 255H192V254H190ZM211 255H213V254H211ZM222 255H223V253H222ZM252 255V254H251ZM251 255L249 256L248 255V259L251 257ZM63 257H64V255H62ZM70 256V257H71ZM80 256H79V258H80ZM87 256V257H88ZM171 256H173V254L171 255ZM170 256V257H171ZM176 256H178V254L176 255ZM257 256L259 257V260H261L260 259V256L258 255V253H257ZM257 256H256V258H257ZM59 257V256H58ZM74 257H75V255H74ZM85 258H86V256H84ZM83 257V258H84ZM93 257V258H92ZM224 257V256H223ZM228 257V256H227ZM234 257H237V256H234ZM233 257V255H232V258H233V260L235 261V259L236 258H234ZM21 258V257H20ZM64 258H66V256L64 257ZM64 258L61 260L62 262H64L65 260H64ZM80 258V259H81ZM175 258V257H174ZM195 258V257H194ZM222 258V257H221ZM225 258V257H224ZM230 258V257H229ZM242 258V257H241ZM247 258V257H246ZM262 258V257H261ZM23 259V258H22ZM56 259H57V257H55V260L54 261H56ZM59 259V258H58ZM66 259H68V258H66ZM70 260H71V258H69ZM88 259V258H87ZM110 259V260H109ZM189 259H190V257H189ZM196 259H198V258H196ZM196 259H194V261L196 260ZM226 259V258H225ZM224 259V260H225ZM251 259V258H250ZM258 259V258H257ZM256 259V260H257ZM79 260V259H78ZM83 260V259H82ZM180 260V259H179ZM183 260V259H182ZM230 260H232L231 258H230ZM230 260H229V262H230ZM240 260V259H239ZM245 260V259H244ZM255 260V259H254ZM253 260V261H254ZM258 260V261H259ZM60 261V260H59ZM59 261H56L57 262V264H58V262ZM68 261V260H67ZM181 261V260H180ZM189 261H191V260H189ZM193 261V260H192ZM220 261V260H219ZM246 261V260H245ZM250 261V260H249ZM69 262V261H68ZM72 262V261H71ZM80 262V261H79ZM177 263H179V261H176ZM176 262H175V264H176ZM196 262V261H195ZM222 262V261H221ZM235 262H237V261H235ZM234 262V263H235ZM244 262V261H243ZM256 262V261H255ZM263 262H264V260H263ZM65 263V262H64ZM174 263V262H173ZM172 263V264H173ZM182 263V262H181ZM192 263H194V262H192ZM215 263V262H214ZM225 263L227 264V262L225 261ZM225 263H223V264H225ZM234 263H232V264H234ZM239 263V262H238ZM237 263V264H238ZM256 263H258V262H256ZM259 263H260V261H259ZM63 264V263H62ZM65 264H67V263H65ZM81 264V263H80ZM83 264V263H82ZM163 264V263H162ZM180 264V263H179ZM183 264V263H182ZM195 264V263H194ZM213 264V263H212ZM240 264V263H239ZM241 264H244V263H241ZM251 264V263H250ZM252 264H254V263H252Z\"/></svg>",
    "mask_w": 264,
    "mask_h": 264
}]
</instances>
